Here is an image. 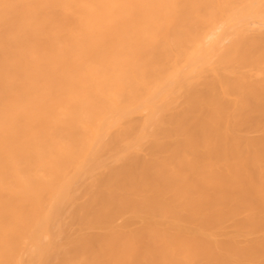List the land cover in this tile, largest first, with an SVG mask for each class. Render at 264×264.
<instances>
[{"label": "bare ground", "instance_id": "bare-ground-1", "mask_svg": "<svg viewBox=\"0 0 264 264\" xmlns=\"http://www.w3.org/2000/svg\"><path fill=\"white\" fill-rule=\"evenodd\" d=\"M0 264H264V0H0Z\"/></svg>", "mask_w": 264, "mask_h": 264}]
</instances>
